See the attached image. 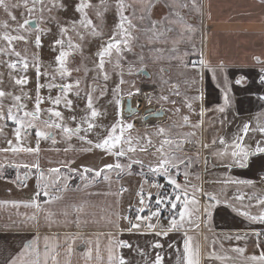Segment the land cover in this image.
I'll list each match as a JSON object with an SVG mask.
<instances>
[{"label": "snow or ice", "instance_id": "6c2138e0", "mask_svg": "<svg viewBox=\"0 0 264 264\" xmlns=\"http://www.w3.org/2000/svg\"><path fill=\"white\" fill-rule=\"evenodd\" d=\"M191 2L193 7H196L195 0H191ZM158 4H162L169 10L159 20L153 19L151 15L152 10ZM21 7L25 11L21 13V18L18 20L17 15H15V10ZM69 7L72 8L76 16L61 20L57 13L67 12ZM184 7H188V4L180 3L179 0H113L111 5L108 3V0H99L98 4H93L92 0H75V3L72 5L65 4L64 0H16L15 3H10L9 0H0V9H3L8 14L12 22L11 25L8 22L0 25L4 29L3 33L0 34V41L3 42L0 44V57H8L7 60L3 61V64L9 69L8 75L10 80L20 88L19 95L0 88V122H3V126H0V135H3L8 122L15 125L13 129L15 143L12 139L5 137L6 146L0 147V154L8 161L7 164L0 162V177L7 180L3 176V173L6 167H11L17 170V175L15 180L10 182L16 184L18 187H27L28 180L33 175L37 179V190L30 198V202L15 200L0 201V206L9 205L14 209L20 207L33 209L31 215H28V213L21 214L24 217V219L19 221L21 227L25 225L35 226L37 223L35 210L40 209L42 206L41 197H44L43 205L48 207L45 214V221L49 226L59 223L55 219L57 212L51 210L52 206L56 204L61 205L59 214L65 218V224L69 222L68 217L73 215L75 218L72 220V223H87V214L85 212V209L88 207L87 203H67L64 196V193L68 191L66 182L61 183L59 179L45 182V172L41 169L38 160L29 162L19 159L21 153L38 156L41 151L39 146L40 140H51L53 144H56V131H52V129L57 130L65 141L70 142L75 137L88 145V151H91L94 147L116 158L115 163L106 164L100 170L88 167H84L83 169L70 168V164L74 163V161L62 162L69 171V175L64 177L65 181L72 178V173L77 172L80 173V178L86 181L88 174H92L93 178L100 177L104 170H115L119 175L123 169L127 168L130 170L133 165L143 167L141 160L133 159L128 155V153L136 151V147L133 146V141L130 136H124L126 130L133 129L134 122L127 120L124 115L123 85L125 83L130 84V90L127 93L129 99L133 95H139L140 90L135 88L133 82L126 81L124 76L126 74L134 75L136 65L138 63H145V58L142 54L137 55L133 52V46L140 39L141 35L147 44L154 46L150 50L157 53V57H153V59L158 58L165 51H167L170 58L178 59L180 57L181 50L179 45L186 42L188 36L195 31V28L187 24L178 11L179 8ZM109 8H112L116 14V24L112 29L111 35L107 38L106 42L100 45L96 53L98 63L92 68L85 66L83 69L85 77L88 72L95 73L92 77V83L87 84L85 80L79 77L73 78V71L79 72L81 68H71L69 58L75 54L82 53L86 39H103L104 33L101 22ZM92 13H95V20L93 19ZM33 16L36 18L33 19ZM50 24H54L57 27V32L55 33L57 38L53 41V50L58 52L55 58L57 67L54 71L43 72L41 71L42 67L51 66L43 65L39 61V57L35 53L29 54L26 48L23 53L18 51L17 45L33 43L35 48L42 47V36L52 33L51 27L48 26ZM33 25L35 26L34 28ZM176 25H182L183 27L178 30ZM33 32L35 33L34 37ZM137 33L140 35H137ZM170 33H175V37L170 36ZM169 43H171L172 47L167 50L161 47H155L156 45ZM140 47L143 49L145 45L142 44ZM128 53L137 55V59L135 61H128ZM187 54L186 52L183 53V55ZM256 60L258 63L264 64V60H261L259 57ZM125 64L127 65V72H125ZM198 64L203 68L205 61L200 59ZM106 65H111V73L117 75V81L111 88V95L107 101L108 105L114 111V116L112 123L107 126L100 122L107 109L101 110L97 107L98 99L109 94L108 82L112 79V75ZM192 66L195 67L196 64ZM30 69L35 71L37 77L34 107L31 110L27 108V104L24 102L25 100L31 99L24 92V87L30 83V77L27 75ZM211 71L213 78H215V69ZM261 72H264V68H261ZM57 75L61 82H57ZM41 77L46 78V84L39 82ZM2 78L3 73H0V83L3 82ZM243 79L241 77L236 80V83H242ZM260 83L264 84V75L260 77ZM45 87L49 91L46 100L51 107L43 109L41 105L45 103V98L41 96L40 92ZM54 89L58 93L55 96L51 95ZM229 93L230 87L226 85L223 90V103L213 108L203 107L204 97L201 93L199 95L201 107L196 113L200 119L193 123L190 120V116L185 115L182 117L183 124L181 127H188L192 129L191 131L181 133L179 137H173L163 127L158 129L157 134L164 137L158 149L160 158L155 166H148V171L153 175L162 174L167 177L168 183L173 186V191L170 194L157 193L155 207L153 208L151 206L152 193H144L143 188H141L138 201L140 206L135 209V220L137 222L134 223L129 219L128 231L134 232L140 230V222H143L144 226L152 229L154 235L167 237L170 231H180L185 224H191L198 228L199 223L192 219L194 213L198 219L202 216L204 220L211 221L213 210L221 204L219 197L215 193L204 192L203 189H199L200 194L207 199L206 205H200L196 193H189L177 179L180 175L187 178L189 176V169L199 160V154L195 157L181 155V153L185 152L186 145H193L204 149H215L214 154L222 162L225 159L228 160V163L225 165L228 168L234 167L237 164L242 168L247 167L252 157L264 156V123H257L253 127L250 122H245L239 127L238 132L231 139L214 137L210 143H205L202 139H196L197 129L203 128L205 116L208 112L220 113L221 118L218 122L221 126L224 125L227 120L226 113L231 107ZM71 96L85 101V107L83 109L84 115L79 118L76 115L66 118L64 113L59 110L60 106L63 105L69 112L74 111V101L70 98ZM9 97L11 98V102L6 108L4 100ZM161 99L168 100V97L162 96ZM258 99L264 100V95L258 96ZM170 102L176 103V101ZM149 103H151V98H149ZM186 106L192 109V103H186ZM129 112H131V107H129ZM42 113L47 114L48 118L46 120L41 119ZM144 120H147V116L144 117ZM208 123L211 126L212 120H209ZM70 124L74 126H70ZM98 129L103 135L97 131ZM33 130H35L37 137L35 147L26 145V138ZM250 133L258 134L259 138H255ZM92 136L95 139L89 138ZM247 140H252L253 143H247ZM147 143L151 144L150 137ZM125 144L128 145L127 148L124 147ZM68 150L67 148L64 149V151ZM140 150L146 151L147 149L141 148ZM122 158H126L128 162L122 164L120 162ZM204 162L207 163L206 158ZM21 169L24 170L23 178H21ZM49 173L59 176L61 169H50ZM103 179L108 180L109 176L104 175ZM220 182L240 185H251L254 183L251 180L242 179ZM155 186L163 187V185L159 184ZM8 191L10 192L11 189ZM246 198L248 200L247 205L243 203ZM233 199L240 201V205L234 207L233 204L229 203L227 204L228 208H231L238 215L246 218L250 223L264 225V193L257 197H246V194L238 193ZM146 200L149 203L146 204ZM253 200L255 201L254 204ZM162 205L168 210L169 223L167 226H157L151 222L153 219L159 220ZM254 206L259 207L261 211L253 214L249 209ZM82 217L85 218L82 219ZM113 223L115 224V221ZM249 236L255 238V246L257 248L264 245V231H257L255 228H250L243 234L237 233L235 237L229 235L226 239L239 241L241 239H248ZM39 239L37 236L24 243L21 250L12 256L7 261V264H59L56 259L58 255L56 252L58 244L54 242L59 237H43L44 248L42 252L39 248ZM65 240L70 245L74 242V237H65ZM213 243L215 244V241ZM152 247L162 249L163 245L157 240L152 244ZM169 247L173 248L174 245L169 244ZM117 248H126L135 251L137 255L141 256L147 255L139 245L134 247L127 241L117 240L109 249V264H132V261L116 252ZM176 251L179 252L180 250L176 249ZM233 251L244 253L245 249L236 247ZM69 252H71V247H69ZM90 255L91 252H89ZM183 255L186 257V264H200L199 251L192 245L191 237L187 236L186 232L183 239ZM209 258L221 260L224 264H228L231 259L227 254L218 255L215 249L210 253ZM163 262L164 257L157 252L152 264H163ZM245 264H264V250L258 256H251Z\"/></svg>", "mask_w": 264, "mask_h": 264}, {"label": "crops", "instance_id": "0c3cea01", "mask_svg": "<svg viewBox=\"0 0 264 264\" xmlns=\"http://www.w3.org/2000/svg\"><path fill=\"white\" fill-rule=\"evenodd\" d=\"M179 2L188 4V7L179 8L178 11L187 24L195 28V31L188 36L186 42L179 45L181 55L178 59L170 58L167 51L153 59V57H157V53L150 50L154 46L147 44L142 35L133 46V52L137 55L142 54L145 58L144 64L138 63L136 65L135 74L140 75L141 72L146 71L149 74L147 79H151V81L154 78L159 79V85H162L163 93L165 94L166 91L168 97L164 103L160 101L165 117L160 121H152V123H159L157 128L163 127L170 136L179 137L181 133H186V131L184 132L185 127H181L183 124L180 117L183 115L182 111L177 108L182 105L181 101L183 99L194 100L202 93L204 97L203 107L213 108L223 103V90L226 85L230 87L229 94L231 97V107L226 113L227 120L221 126L218 122L221 114L208 112L205 116L204 132L200 139L205 143H210L214 137L231 139L245 122H250L253 127L257 123H264V100L258 99V96L264 95V84L260 83V77L264 75V72H261L264 64H260L256 60L257 57L264 60V0H195L196 7H193L191 0H179ZM168 11L162 4H158L152 10L151 15L153 19L159 20ZM182 27V25H176L178 30ZM137 35L140 34L137 33ZM169 35L175 37V33ZM142 44L145 45L143 49L140 47ZM155 47L167 50L172 45L169 43ZM185 52L188 54L183 55ZM137 55L128 53V61H135ZM200 59L205 61L203 68L198 64ZM193 64L196 66L193 67ZM124 68L127 69L126 64ZM212 69L216 71L215 78H213ZM241 77L244 78L242 83L237 84L236 80ZM160 88V86L157 87L158 90ZM131 101L132 107L137 110H142L146 105V100L143 98L132 97ZM170 101H176V103ZM200 107L201 101L198 110ZM157 110H159V105ZM209 120H212L211 126L208 123ZM141 122L140 120L139 123ZM151 125L156 124L149 126L151 127ZM7 127L6 132L9 131L8 129H14L15 125L8 123ZM250 135L255 136L251 133ZM162 138L164 139L163 136ZM150 139L151 144H145L148 152H158L160 141L154 139L153 136H150ZM132 141L136 146L142 147L144 145L137 138ZM246 142L253 143L252 140ZM35 145L36 142L33 143L32 147ZM39 146L41 151L38 156L21 153L19 159L29 162L38 160L44 172L54 168H65L62 162L74 161L70 167L77 166L79 162L94 154L93 150L88 151L79 145ZM66 148L69 150L64 151ZM150 148H154L155 151H150ZM196 148V151H193L194 155L203 154L207 159V163L204 162L205 165L202 166L201 164L205 171L203 176L193 173L199 168V162H195L189 169V176L182 186L189 193H196L200 205H206V197L199 192V189L206 191V184L209 186V192L222 196L221 192L213 189L214 186L220 185L219 178H216V174L220 172L229 173L232 180L242 179L254 182L251 185L230 184L234 185L235 188L239 187V189L230 193L231 200L227 195L226 201L232 202L234 200L232 197L238 193L246 194V197H253L255 188L258 191V196L264 193V156L252 157L247 167L242 168L237 164L228 168L218 164V157L214 154L215 149L201 148L202 150L199 152V147ZM187 151L185 152L189 153ZM0 162L8 163L2 154H0ZM214 163L218 166L210 170L212 179L207 181L205 179L206 165H214ZM227 163L228 160L224 164ZM131 170L132 168L121 177H118V174L112 177L107 175L109 176L108 180L102 179L87 187L68 188V191L64 193L67 203H87L88 207L85 209L87 223H72L75 218L73 215L68 217L69 222L65 224V218L59 214L61 205L56 204L52 206L51 210L57 212L55 219L59 223L49 226L45 221L48 207L43 205L44 197H41V208L35 210L37 215L35 226L25 225L21 227L19 223L20 220L24 219L21 214L28 213L31 215L32 208L14 209L9 205L0 206V264H7V261L21 250L24 243L37 236L40 238L39 248L41 252L44 248L43 237H59L57 241H54L58 244L56 259L59 264H109V249L117 240L127 241L134 247L139 245L147 254L141 256L137 255L135 251L117 248L116 252L132 261V264H152L157 252L164 257L163 264H186V257L183 255L185 232L187 236L191 237L192 245L199 251L200 264H224L221 260L209 258L213 249L218 255L227 254L231 258L228 264H245L251 256H258L264 250V248L255 246V238L251 236L239 241L226 239L229 235L235 237L237 233L243 234L250 228L264 231V225L250 223L246 218L222 204L213 210L211 221L204 220L202 216L198 219L194 213L192 219L199 223L198 228L191 224H185L180 231H170L167 237L154 235L152 229L144 226L143 222H140V230L128 231L129 219L134 223L137 222L135 209L140 206L138 203L140 191L135 186V178L132 177L138 169ZM20 171L23 172L24 170L21 169ZM145 172L139 175L141 179L149 183L146 175L152 173ZM31 179L37 181L35 175L28 182ZM50 180L51 178L48 181ZM3 182H7L8 186L0 188V190L6 189L9 192L8 190L12 189L14 192L13 197H0V201L30 202V198L37 190L26 192L25 187H18L16 184L3 179L0 180V186H3L1 184ZM150 190L149 192H154L151 184ZM2 191H0V195ZM144 193H148V190ZM243 203L248 204L247 198ZM168 223L161 225L167 226ZM65 237H74V242L69 245L66 243ZM157 240L163 245L162 249L152 247V244ZM169 244H173L174 247L170 248ZM69 247H71V252H69ZM236 247L244 248L245 252L233 251ZM176 249L180 251L177 252ZM89 252H91L90 256Z\"/></svg>", "mask_w": 264, "mask_h": 264}, {"label": "rangeland", "instance_id": "374dc122", "mask_svg": "<svg viewBox=\"0 0 264 264\" xmlns=\"http://www.w3.org/2000/svg\"><path fill=\"white\" fill-rule=\"evenodd\" d=\"M9 2L15 3L16 0H9ZM64 2L67 5H72L73 3H75V0H64ZM92 3L98 4L99 0H92ZM108 3L111 5L113 3V0H108ZM24 11H25V9L23 7L15 10V15H17L18 20L21 18V13ZM57 15L60 17L61 20H66V19L73 18L76 16V14L74 13V11L72 10L71 7H69V10L67 12H59V13H57ZM92 16H93V19L95 20L96 19L95 13H92ZM32 18L35 19L36 17L33 16ZM116 19L117 18H116V14H115L114 10L112 8H109V10L104 15L103 21L101 22V26L103 28V33H104L103 39H100V38H88V39H86L84 42L82 53L75 54L73 57L69 58L71 68H73V69L81 68V71H79V72L73 71V74H72L73 78L79 77L82 80H85L87 84L92 83V77H93V75H95V73L94 72H88L87 76L85 77V72L83 69L85 66H87L88 68H92L96 63H98V57L96 56V53L98 52L100 45L102 43L106 42L107 38L111 35L112 29L115 27V24H116ZM4 22H8L10 25L12 24L8 14L3 9H0V25H2ZM48 26L51 27L52 33L42 36V47L35 48L33 43H29L27 45H24V44H18L17 45L18 51H21L23 53L25 48H26L29 54L35 53L39 57V61L43 65H50L51 66V67H42L41 71H43V72L54 71L57 67V65L55 63V58L58 55V52L53 50V41L57 38L55 35V33L57 32V27L54 24H50ZM3 31H4V29L2 27H0V34H2ZM34 35H35V33L33 32V37H34ZM2 43L3 42L0 41V44H2ZM7 59H8V57H0V73H3V78H2L3 82L0 83V88H3L5 91L13 92L15 95H19L20 94L19 86H16L12 82V80H10L9 75H8L9 69L3 64V61L7 60ZM13 59H14V57H13ZM106 67L109 69V71L111 73V65H106ZM125 71L127 72V69ZM27 75L30 77V83L24 87V92L27 93L31 97V99L25 100L24 102L27 104V108L29 110H31L34 107V97L36 94L37 77H36L35 71L32 69H30L28 71ZM111 75H112V79L108 82L109 94L104 96L103 98H99L98 103H97V107L100 108L101 110L107 109V111L105 112V115L100 120V122L103 123L105 126L112 123L113 116H114V111H113L112 107L110 105H108V103H107V101L111 95V88L114 86V83L117 81V75L115 73H111ZM124 79L126 81L133 82L135 85V88L140 90L139 95H133L132 97H138L140 99L143 98L146 100V105L144 106V108L142 110H139L140 111L139 114H137L136 116H134L132 118L125 116V118L127 120L134 122V127L131 130H126L124 133V136L125 137L130 136L132 138V140L137 138V139L141 140V142L144 144L142 147L136 146L133 144V146L136 147V151L130 152V153H128V155L131 156L133 159H138V160H141L143 162V167H141L140 165H133V166L138 167V170L134 172L132 177L135 178V186L139 191H141V188H143V191L148 190V192H149V191H151L150 190V184L148 182H146L145 180L141 179V177L139 175L141 173L140 169L142 168V170L144 169L145 171L149 172L148 166L149 165L155 166L158 159L160 158V152L159 151L155 152V153L148 152L147 146L145 144H147V140L150 136H153L154 139L159 140L160 141V142L158 141L159 145L162 142L163 138H162V136L157 134V131H158L157 125L159 123H156V122L152 123V121H156V120H152L151 122H148V121H150V120H148L144 123L143 121H145V120H143V118H144L145 110H147L149 107H151V105H153L156 109H158V105H159V110L162 111L160 101H163V103H164L165 100L164 99L162 100L161 97L162 96L167 97V93H166V91H165V94L163 93L162 85H159V82H160L159 79L157 80L154 78V80L151 81V79H147L146 77H143L142 75H138V74H134V75H127L126 74L124 76ZM39 82L42 84H46L47 80L45 77H41ZM57 82H61L58 75H57ZM101 83H102V81H101ZM158 86L161 87L159 90L157 89ZM123 90H124V103H125L129 99L127 93L130 90V84L125 83L123 85ZM40 94L42 97L45 98V103H43L41 105V107L43 109L51 107V105L46 100V98L49 95V91H48L47 87H45L44 89H41ZM57 94H58L57 90H55V89L51 92V95H53V96H55ZM70 98L73 99V101H74V105H73L74 111L69 112L67 109H65L63 107V105L60 106L59 110H61L64 113V116L66 118L71 117L72 115H76L77 118L83 116L84 115L83 109L85 107V101L83 99H77L74 96H71ZM149 98H151V103H149ZM175 98H177V97L175 96ZM10 102H11L10 97L5 98L4 104H5L6 108L10 104ZM181 102H182V105H179L180 107L179 106L177 107V108H179L180 111H182V114H183L180 117L182 118L183 116L188 115V116H190L191 122H193V123L197 122L200 119V117L196 114L198 112V108H199V102H200L199 97H197L194 100L183 99V101H181ZM186 103H192V109H189L186 106ZM47 118H48L47 114L42 113L41 119L46 120ZM140 120L142 121L140 124L136 123L137 121L140 122ZM157 121H159V120H157ZM8 123H11V122H8ZM150 124H156V125H151V127H150L149 126ZM0 126H3V122H0ZM70 126H74V125L70 124ZM147 126H149V127H147ZM7 128L8 127H5L3 135H0V147L6 146L5 137H7L8 139H12L13 142L15 143V136H14L13 129H8L9 131L6 132ZM191 130L192 129L185 127L184 132L186 131V133H187ZM52 131H56L57 143L53 144L51 140H40L39 145H42V146L47 145L46 147L72 146V145L77 146V145H79L81 147L83 146L82 148H84V149L88 148V145L86 143H82L81 141H79L75 137L70 142L65 141V140H63V138L61 137L60 133L57 130L52 129ZM97 131L100 132L99 129ZM203 132H204V126L202 129H197L196 139H200ZM100 134L103 135L102 132H100ZM35 137H36L35 130H33L31 132V134L26 138V145L32 146L33 143H35V142L37 143V138H35ZM255 137L259 138V135L255 134ZM89 138L95 139L94 136L89 137ZM124 147L127 148L128 145L125 144ZM141 148H146L147 150L141 151L140 150ZM92 150H93L94 154L85 158V160H83L82 162H79L77 166H74V167H77L76 169H83L84 167H88L91 169L100 170V169H103L104 165L116 162L115 157H113V156H111V155H109V154H107L101 150L95 149L94 147ZM187 150H188V146L186 145L185 151H187ZM201 150L202 149L199 148L198 151L200 152ZM150 151H155V150L154 149L152 150V148H150ZM193 151L195 152L196 149L191 150V151H187L189 153H186V152L181 153V155H187V156H192V157L197 156V155H194L195 153ZM204 159H205L204 155L199 154V160L196 161V163L199 162V168L196 169L195 172H193L196 175L199 174V175L203 176V172L205 170L203 169V167H201V164H202V166L205 165ZM226 160H224L222 162L221 159L218 158L217 162H219L218 163L219 165H221V166L224 165V167H226L225 166L226 164H224ZM120 162L122 164H126L128 161L126 158H122ZM217 166L218 165L215 163H214V165L213 164L206 165L207 173L205 174V179L207 181L211 178L210 177V170H213V168H215ZM127 171H129V169L125 168L119 173V175L122 173H126ZM45 172L47 174V175L45 174V178H44L45 182H47L50 178H51V181H55L59 177L56 174H50L49 171H45ZM21 173H22L21 178H23V172H21ZM103 173H104V175L106 174V175H109L110 177L117 175V171H115V170H111V171L104 170ZM3 176L6 177L9 182L12 180H15V176L13 177L8 172L5 173V175H3ZM66 176L67 175L64 174V177H66ZM157 176H164V175L160 174ZM48 177H50V178L48 179ZM179 177L185 178L183 175H180ZM216 178H219L218 182L220 185H218L216 187L214 186L213 189L217 190L219 193L220 192L222 193V196H218L219 199L221 200V204L224 205L226 208H228L227 204H229V203L233 204L234 207H238L240 205V201H238V200H233L232 202L226 201L225 197H227V195H228L229 199L231 200L230 193L234 190L238 191L237 189H239V187L235 188L234 185H230L233 183H229V184L223 183L222 184L220 182V181L232 180L230 177V174L220 172V173L216 174ZM2 179L6 180V179L0 177V180H2ZM214 179L215 178H213V180ZM64 182H65V180L63 179V183ZM1 184H3V186H0V188H5L6 186H8L7 182H3ZM36 184H37V181L31 179L28 182L27 187H25L26 192L35 191L36 190ZM208 189H209V186H208V184H206L205 185V190H206L205 192H209ZM2 190H0V191H2ZM11 191H12V189H11ZM6 192H7L6 189L3 190L1 192L0 197H8V198L13 197L14 191H12V193H9V192L6 193ZM254 193L255 194L252 196L257 197L258 191L256 188L254 189ZM261 193H262V191H261ZM23 195H25V194H23ZM254 203H255V201L253 200V204ZM206 204H207V200H206ZM229 210L233 211L231 208H229ZM249 210L253 214L261 211V209L259 207H255V206Z\"/></svg>", "mask_w": 264, "mask_h": 264}, {"label": "built area", "instance_id": "2783aa9c", "mask_svg": "<svg viewBox=\"0 0 264 264\" xmlns=\"http://www.w3.org/2000/svg\"><path fill=\"white\" fill-rule=\"evenodd\" d=\"M154 148H152L153 150ZM197 149L196 147H189L188 146V150H194ZM147 180L149 181V183L151 184L154 192L152 193V202H151V206L154 208L155 207V199H156V194L157 193H168L170 194L173 191V186L170 185L168 183L167 177L165 176H157V175H153V174H149L146 175ZM178 182L182 185L185 182V178L183 177H178ZM163 185V187H156L155 185ZM145 203H149L148 200L145 201ZM146 214V213H145ZM155 224H157V226H160L161 224H164L166 222H169L168 219V210L162 205L161 206V215L159 220H155L153 219V221ZM260 248H264V245H261Z\"/></svg>", "mask_w": 264, "mask_h": 264}, {"label": "trees", "instance_id": "16d2710c", "mask_svg": "<svg viewBox=\"0 0 264 264\" xmlns=\"http://www.w3.org/2000/svg\"><path fill=\"white\" fill-rule=\"evenodd\" d=\"M70 168H75L76 167H70ZM133 169H138L136 166H133L132 167V170ZM131 170V171H132ZM141 173H146L144 170L140 169ZM10 173L13 177L17 175V170L14 169V168H11V167H6L5 170H4V173L3 175H5V173ZM21 173V171H20ZM64 174H66L67 176L69 175V171L67 168H62L61 169V173L58 177V179L61 181V183H63V179H64ZM124 173L118 175V177H121ZM72 178L65 181L68 185V188H71V189H80V188H83V187H87V186H90L91 184H94L96 182H99L103 179V176L104 174L102 173V175L100 177H95L93 178L92 174H88V179L85 181V180H82L80 178V173L77 172V173H72L71 174ZM33 177V176H32Z\"/></svg>", "mask_w": 264, "mask_h": 264}, {"label": "water", "instance_id": "95a60500", "mask_svg": "<svg viewBox=\"0 0 264 264\" xmlns=\"http://www.w3.org/2000/svg\"><path fill=\"white\" fill-rule=\"evenodd\" d=\"M35 26L33 25V28ZM143 77L149 78V74L146 71L141 72V74ZM129 107H131V112H129ZM140 111L133 108L132 107V102L131 99H128L125 103H124V114H128L129 118H132L134 116H136L137 114H139ZM147 116V120H151L152 118L156 117V118H164L165 117V113L163 111H157V109L154 106L149 107L147 110H145L144 113V117ZM144 120V118H143Z\"/></svg>", "mask_w": 264, "mask_h": 264}, {"label": "bare ground", "instance_id": "6f19581e", "mask_svg": "<svg viewBox=\"0 0 264 264\" xmlns=\"http://www.w3.org/2000/svg\"><path fill=\"white\" fill-rule=\"evenodd\" d=\"M131 102H132V101H131ZM157 111H159V110H157ZM125 116L128 117V114H126ZM161 119H162V118H156V117H154V118H152V119L150 120V122H151L152 120H159V121H160ZM138 121H139V120H138ZM138 121H137L136 123L140 124ZM143 122L145 123L146 121H143Z\"/></svg>", "mask_w": 264, "mask_h": 264}]
</instances>
